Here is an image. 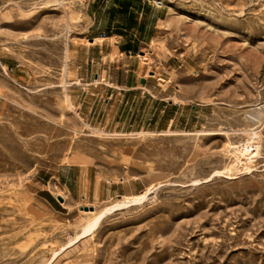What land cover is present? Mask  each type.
Masks as SVG:
<instances>
[{"label":"rangeland","instance_id":"374dc122","mask_svg":"<svg viewBox=\"0 0 264 264\" xmlns=\"http://www.w3.org/2000/svg\"><path fill=\"white\" fill-rule=\"evenodd\" d=\"M0 264H264V0H0Z\"/></svg>","mask_w":264,"mask_h":264},{"label":"bare ground","instance_id":"6f19581e","mask_svg":"<svg viewBox=\"0 0 264 264\" xmlns=\"http://www.w3.org/2000/svg\"><path fill=\"white\" fill-rule=\"evenodd\" d=\"M54 6V5H53ZM60 196V195H59ZM61 197V196H60ZM116 208V207H115ZM113 208L106 210L102 215L96 217L93 219L91 222H89L83 229L82 231V236L90 234L98 225L100 222L101 218L107 213L110 212Z\"/></svg>","mask_w":264,"mask_h":264}]
</instances>
